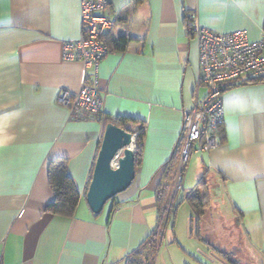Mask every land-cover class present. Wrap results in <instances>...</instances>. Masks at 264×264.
Returning a JSON list of instances; mask_svg holds the SVG:
<instances>
[{"label":"crops","instance_id":"obj_1","mask_svg":"<svg viewBox=\"0 0 264 264\" xmlns=\"http://www.w3.org/2000/svg\"><path fill=\"white\" fill-rule=\"evenodd\" d=\"M191 12L205 27L243 30L251 41L264 26V0H110L105 10L117 22L99 66L102 113L135 119L123 124L133 132L145 129L132 184L95 214L86 192L107 122L70 119L58 102L60 91L76 92L84 81L83 63L63 57L64 43L81 35L80 0H0L3 264H127L149 237L182 111L206 95ZM121 36L130 39L125 49L114 43ZM222 100L225 140L193 153L184 170L176 166V195L207 198L199 222L188 214L206 257L264 264V81L230 82ZM55 158L67 160L81 193L71 217L47 209L55 200L49 182Z\"/></svg>","mask_w":264,"mask_h":264},{"label":"built area","instance_id":"obj_2","mask_svg":"<svg viewBox=\"0 0 264 264\" xmlns=\"http://www.w3.org/2000/svg\"><path fill=\"white\" fill-rule=\"evenodd\" d=\"M109 4L110 0H80L81 35L64 43V60L83 63L85 71L78 91L63 89L58 96L70 119H99L102 113L99 66L111 51L106 35L117 22V17L105 13ZM187 19L199 51L198 83L206 88V95L192 108L182 111L180 169L188 164L193 153L220 144L224 86L244 79L264 81V26L259 39L251 41L243 30L218 32L201 25L195 12L188 13ZM134 135L138 139L136 132ZM4 244L0 239V264H3Z\"/></svg>","mask_w":264,"mask_h":264},{"label":"trees","instance_id":"obj_3","mask_svg":"<svg viewBox=\"0 0 264 264\" xmlns=\"http://www.w3.org/2000/svg\"><path fill=\"white\" fill-rule=\"evenodd\" d=\"M129 40L130 39L128 37L121 36L117 40H115L114 43L116 46H119V48L125 49L128 45ZM244 81L259 82V80L254 79H244ZM226 85L224 86V88L226 87ZM99 119L107 123L114 122L120 126H123L126 120H135L129 117H119L117 119H112L106 117L103 113H101ZM144 129L145 127L143 126L142 128L134 131L138 134L135 151L136 165L140 161V150L144 135ZM219 132L221 134V144L225 140L223 123L220 125ZM181 145L182 139L180 138L178 145L176 146V149L174 151L172 160L166 165V168L164 169V183L160 185L157 193L158 223L152 230L146 241L141 245V247L129 255V257L127 258V264H154L157 249L164 237L166 224L168 223V220L170 219L174 208L175 197L177 193L175 194L174 201L170 207L169 212H167L166 218V208L164 205L166 203V198L168 195L167 193L169 190V183L172 182L174 180V177L177 175L176 166L179 165ZM184 168L185 167H183L182 170H184ZM49 182L52 190L55 192V200L53 203L48 205L47 209L58 215L69 217L74 216L81 200V193L74 179L68 173L67 160L65 158H55L49 162ZM183 197L184 200L190 204L192 212L196 216L195 218L197 222H199L200 216L207 206L206 196L204 194L198 195L189 192L183 194ZM108 202H110V200ZM222 256L231 264H237L236 262L231 261L227 256Z\"/></svg>","mask_w":264,"mask_h":264},{"label":"water","instance_id":"obj_4","mask_svg":"<svg viewBox=\"0 0 264 264\" xmlns=\"http://www.w3.org/2000/svg\"><path fill=\"white\" fill-rule=\"evenodd\" d=\"M134 133L114 122H108L105 126L86 192L87 203L95 214H100L107 202L126 190L135 178L137 138ZM219 261L221 264L228 263L223 257H219Z\"/></svg>","mask_w":264,"mask_h":264},{"label":"rangeland","instance_id":"obj_5","mask_svg":"<svg viewBox=\"0 0 264 264\" xmlns=\"http://www.w3.org/2000/svg\"><path fill=\"white\" fill-rule=\"evenodd\" d=\"M178 185V175H176L174 180L169 183L168 195L164 205L166 218L175 194L179 190ZM191 211V206L184 200L183 193L176 195L173 212L166 224L164 237L156 252L155 262L157 264H221L219 261L221 255L216 253L215 257H206L202 242L195 237L194 232L191 236L190 216H188Z\"/></svg>","mask_w":264,"mask_h":264}]
</instances>
